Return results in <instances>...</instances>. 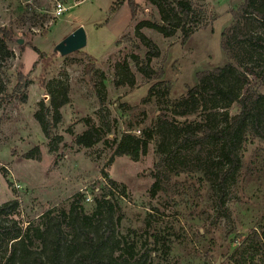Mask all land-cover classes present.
Instances as JSON below:
<instances>
[{
    "label": "rangeland",
    "instance_id": "1",
    "mask_svg": "<svg viewBox=\"0 0 264 264\" xmlns=\"http://www.w3.org/2000/svg\"><path fill=\"white\" fill-rule=\"evenodd\" d=\"M134 1L139 7L133 19L128 0H84L57 17L48 0H0V40L4 41L0 47V204L17 198V213L25 222L51 205L67 206L76 193H82L87 197L84 211L90 213L93 197L105 183L104 170L126 188L125 197L117 191L112 196L123 212L116 233L136 243L139 251L152 248L150 264H235L234 257L253 240L252 233L264 231V138L250 135L240 151L242 166L228 188L230 220L214 205L206 164L169 163L171 186L151 194L156 142L149 143L138 161L126 155L115 156L111 163L108 159L122 133L139 135L167 108L158 105L155 97L142 101L158 77L142 76L131 56L147 60L148 49L155 47L159 54L151 56L148 64L155 71L163 69L160 79L171 84L168 98L184 95L187 86L196 84V72L228 62L220 47L221 32L231 22L229 11L241 0H193L204 26L184 44L179 31L164 37L142 28L149 46L137 37L135 27L158 20V14L147 0ZM80 26L86 36L81 50L65 56L53 52ZM34 47L45 54L43 59ZM123 59L134 75L132 87L115 85L116 66ZM19 74L29 81L21 90L15 87ZM41 80L46 84L63 80L69 87V102L60 108L61 121L52 127L53 141L43 135L33 116L40 101H49ZM235 111L232 105L230 113ZM87 117L102 130L103 140L83 148L74 143V136L86 128ZM201 119L200 115L178 118ZM35 147L39 159L24 157ZM208 154L212 158L214 149L209 148Z\"/></svg>",
    "mask_w": 264,
    "mask_h": 264
},
{
    "label": "trees",
    "instance_id": "2",
    "mask_svg": "<svg viewBox=\"0 0 264 264\" xmlns=\"http://www.w3.org/2000/svg\"><path fill=\"white\" fill-rule=\"evenodd\" d=\"M147 2L156 9L158 20L136 25L137 37L145 46L151 42L141 32L142 28L153 29L164 37L179 31L184 44L204 26L201 11L193 0ZM128 4L134 19L139 6L134 0H128ZM114 9L112 6L110 12ZM229 12L231 22L220 37V47L228 62L196 72V84L187 86L186 93L178 98H168L171 84L160 79L163 69L159 67L155 71L148 64L151 56L159 54L155 47L148 49L147 60L131 56L142 76L158 77V82L149 87L142 101L155 97L158 105L164 104L167 108L139 135L130 131L122 133L114 142L113 153L108 159L111 163L115 156L126 155L138 161L149 143L156 142L158 160L154 164L151 194L171 186L169 163L206 164L205 175L214 191V205L228 220L231 217L227 206L228 188L242 166L240 151L250 135L264 138V0H241L237 8ZM4 35L10 37L11 33L4 31ZM3 46L4 41L0 40V47ZM33 50L39 58H44L45 54L38 48ZM92 67L91 64L94 71ZM116 72L115 85L134 86V75L125 59L117 64ZM28 82L19 74L15 87L21 90ZM55 83L46 84L41 80L40 86L49 94V101H40L33 115L43 135L52 141L56 139L52 127L62 118L60 108L69 102L68 85L63 80ZM162 85L165 86L158 88ZM232 105L236 106L234 113H230ZM192 115H200L201 121L178 120ZM83 121L86 128L74 136V143L89 148L103 140V133L88 117ZM209 148L214 149L212 158ZM24 157L39 159L40 151L35 147ZM101 175L105 183L93 197L90 213L84 211L82 203L87 197L82 193H76L67 206L51 205L25 222L17 213V198L1 203L0 264H150L152 248L139 251L136 243L124 241L116 233L123 212L112 196L117 191L125 197V186L112 180L104 170ZM145 225L150 228L149 218L145 219ZM151 235L157 239L156 234ZM251 237L249 245L237 257L233 256L235 264H264V231L253 232Z\"/></svg>",
    "mask_w": 264,
    "mask_h": 264
},
{
    "label": "water",
    "instance_id": "3",
    "mask_svg": "<svg viewBox=\"0 0 264 264\" xmlns=\"http://www.w3.org/2000/svg\"><path fill=\"white\" fill-rule=\"evenodd\" d=\"M18 43H22V39H18ZM86 45V36L83 27L76 28L63 40L58 42L53 52L60 56H65L75 51L81 50Z\"/></svg>",
    "mask_w": 264,
    "mask_h": 264
},
{
    "label": "built area",
    "instance_id": "4",
    "mask_svg": "<svg viewBox=\"0 0 264 264\" xmlns=\"http://www.w3.org/2000/svg\"><path fill=\"white\" fill-rule=\"evenodd\" d=\"M48 1L53 3L54 5L53 14L55 17H57L61 15L64 11H66L68 8L75 6L84 0H70L71 3L68 5H65V3L62 0H48Z\"/></svg>",
    "mask_w": 264,
    "mask_h": 264
}]
</instances>
